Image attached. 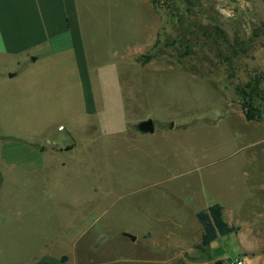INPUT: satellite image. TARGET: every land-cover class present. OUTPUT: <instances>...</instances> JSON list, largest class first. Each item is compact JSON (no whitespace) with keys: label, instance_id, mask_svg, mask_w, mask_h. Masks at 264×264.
I'll list each match as a JSON object with an SVG mask.
<instances>
[{"label":"rangeland","instance_id":"1","mask_svg":"<svg viewBox=\"0 0 264 264\" xmlns=\"http://www.w3.org/2000/svg\"><path fill=\"white\" fill-rule=\"evenodd\" d=\"M77 4L94 114L0 55V264H264V0ZM213 203L240 230L201 248Z\"/></svg>","mask_w":264,"mask_h":264},{"label":"crops","instance_id":"2","mask_svg":"<svg viewBox=\"0 0 264 264\" xmlns=\"http://www.w3.org/2000/svg\"><path fill=\"white\" fill-rule=\"evenodd\" d=\"M78 12L77 0H0V55L24 57L31 61L29 66L42 63L53 69L64 66L63 75L65 82L70 78L72 83L69 88L74 103L81 101L86 112L94 114L97 82L84 46ZM136 241L138 235L131 243ZM59 248L70 251L71 258H76L75 247L61 244ZM156 257L159 259V254L153 258L144 256L148 263L151 259L156 261ZM68 263L69 260H61L59 252L51 250L33 264Z\"/></svg>","mask_w":264,"mask_h":264},{"label":"trees","instance_id":"3","mask_svg":"<svg viewBox=\"0 0 264 264\" xmlns=\"http://www.w3.org/2000/svg\"><path fill=\"white\" fill-rule=\"evenodd\" d=\"M153 3H158L159 0H151ZM243 107L246 108L245 117L247 119H262L261 113L253 111L255 106L252 95L249 93H243L242 96ZM197 219L203 225V234L199 247L207 248L209 245L218 239L219 236H224L230 233H237L240 230V226L232 225L227 222L224 217L223 206L220 203H213L206 209L200 210L196 214Z\"/></svg>","mask_w":264,"mask_h":264},{"label":"built area","instance_id":"4","mask_svg":"<svg viewBox=\"0 0 264 264\" xmlns=\"http://www.w3.org/2000/svg\"><path fill=\"white\" fill-rule=\"evenodd\" d=\"M233 264H245L244 258H237Z\"/></svg>","mask_w":264,"mask_h":264},{"label":"water","instance_id":"5","mask_svg":"<svg viewBox=\"0 0 264 264\" xmlns=\"http://www.w3.org/2000/svg\"><path fill=\"white\" fill-rule=\"evenodd\" d=\"M126 235L129 236L131 238V240H133V241L136 240V236L129 234V233H127ZM217 264H222V262L218 261Z\"/></svg>","mask_w":264,"mask_h":264}]
</instances>
